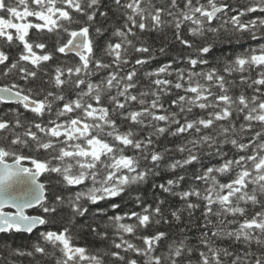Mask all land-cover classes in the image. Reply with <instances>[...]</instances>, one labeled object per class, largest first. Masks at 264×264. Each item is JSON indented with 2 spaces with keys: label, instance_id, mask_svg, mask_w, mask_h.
Listing matches in <instances>:
<instances>
[{
  "label": "snow or ice",
  "instance_id": "1",
  "mask_svg": "<svg viewBox=\"0 0 264 264\" xmlns=\"http://www.w3.org/2000/svg\"><path fill=\"white\" fill-rule=\"evenodd\" d=\"M0 79V264H264V0H0Z\"/></svg>",
  "mask_w": 264,
  "mask_h": 264
},
{
  "label": "trees",
  "instance_id": "2",
  "mask_svg": "<svg viewBox=\"0 0 264 264\" xmlns=\"http://www.w3.org/2000/svg\"><path fill=\"white\" fill-rule=\"evenodd\" d=\"M250 43L255 44V41H250ZM165 57H159V60L163 61L165 60ZM9 82L7 79H0V83ZM7 107H10V105H0V109H6ZM214 162V161H213ZM18 243L21 242L20 240L17 241ZM25 264H27V261H25Z\"/></svg>",
  "mask_w": 264,
  "mask_h": 264
}]
</instances>
